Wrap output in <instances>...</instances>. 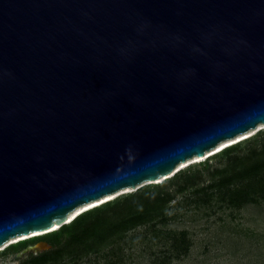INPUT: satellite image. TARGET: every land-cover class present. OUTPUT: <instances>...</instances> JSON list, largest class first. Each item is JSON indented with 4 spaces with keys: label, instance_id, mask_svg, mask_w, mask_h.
Returning <instances> with one entry per match:
<instances>
[{
    "label": "water",
    "instance_id": "obj_1",
    "mask_svg": "<svg viewBox=\"0 0 264 264\" xmlns=\"http://www.w3.org/2000/svg\"><path fill=\"white\" fill-rule=\"evenodd\" d=\"M260 124L264 0H0V248Z\"/></svg>",
    "mask_w": 264,
    "mask_h": 264
},
{
    "label": "trees",
    "instance_id": "obj_2",
    "mask_svg": "<svg viewBox=\"0 0 264 264\" xmlns=\"http://www.w3.org/2000/svg\"><path fill=\"white\" fill-rule=\"evenodd\" d=\"M263 133L264 130H260L204 161L190 164L161 183L143 185L134 192L86 210L55 231L9 244L2 254L20 252L38 242H46L51 246L49 250L30 253L21 264L73 263L83 256L99 253L111 242H124L130 231L144 227L161 234L165 252L170 256H165L166 259L186 256L191 246L188 232H163L156 224L170 220V210L185 203L177 201L176 196L189 190L197 195V198H185L193 207L198 203L208 206L217 199L221 207L239 209L264 199V137L258 140ZM212 159L223 162V166L212 170L206 185L195 188L202 179L198 167L207 168Z\"/></svg>",
    "mask_w": 264,
    "mask_h": 264
},
{
    "label": "rangeland",
    "instance_id": "obj_3",
    "mask_svg": "<svg viewBox=\"0 0 264 264\" xmlns=\"http://www.w3.org/2000/svg\"><path fill=\"white\" fill-rule=\"evenodd\" d=\"M256 130L259 131L255 129L247 136H252ZM260 130H264V127ZM262 137L264 133L259 135L258 140L261 141ZM246 151L247 149L243 153ZM192 160L193 158L179 167L183 169L189 164H195L196 161ZM208 165L207 168L198 167L200 171L197 172L201 173L202 179L195 188L206 185L210 181L212 170L222 167L223 162L212 159ZM143 185L148 184L117 192L112 199L134 192ZM185 198H197V195L190 190L177 195V201L184 200L185 203L174 206L169 212L170 220L165 224L157 223L156 228L163 232L187 231L191 246L186 256L166 259L165 256L169 255L165 252L164 241L160 239L161 234L138 227L125 236L124 242H111L99 253L65 264H264V199L238 209L221 207L217 199L208 206L198 203V206L193 207ZM34 247L35 245L9 254H2L3 249L0 248V264H21L30 253H38L35 249L32 250Z\"/></svg>",
    "mask_w": 264,
    "mask_h": 264
},
{
    "label": "bare ground",
    "instance_id": "obj_4",
    "mask_svg": "<svg viewBox=\"0 0 264 264\" xmlns=\"http://www.w3.org/2000/svg\"><path fill=\"white\" fill-rule=\"evenodd\" d=\"M262 127H264V124H260L256 129H258V130H260V128H262ZM255 130V129H254ZM254 130H251V131H248V132H246L245 134H241V135H238V136H236V137H234V138H232V139H229V140H225V141H223V142H221L217 147H216V149H214V150H212L211 152H207L206 153V155L204 156V157H202V158H198V157H195L196 159H194L193 158V160L192 161H200V160H203L204 158H206L208 155H211L212 153H213V151L215 152V151H218L219 149H223V148H225L227 145H229V143L230 142H235L234 140L236 139V138H239V139H241V138H245V137H247V135H249V133H251V132H253ZM257 131V130H256ZM255 131V132H256ZM246 135V136H245ZM250 135H252V134H250ZM241 136H244V137H241ZM241 137V138H240ZM238 139V140H239ZM237 141V140H236ZM228 143V144H227ZM191 160V159H190ZM188 161V160H187ZM184 164V163H183ZM180 166V165H179ZM178 166V169L179 168H181V167H179ZM183 167V166H182ZM177 169V170H178ZM163 179H166L165 177L164 178H160L159 180H157V181H155L156 183H160V181H162ZM154 182V183H155ZM149 183H153V182H149ZM116 193H114V194H112V195H109V196H106V197H104V198H101V199H98V200H96V201H93L92 203H90L89 205H87L86 207H84L83 209H81V210H79L78 212H76L75 214H73L72 216H70L69 218H68V221H67V223L68 222H70L79 212H81L82 210H84V209H86V208H89V207H91V206H93V205H96V204H98V203H100V202H102V201H105V200H110V199H112L113 197H114V195H115ZM58 228V226H55L54 228H52V230H55V229H57ZM46 231H48V230H46ZM41 233H43V232H41ZM34 235H39V233H37V234H34ZM34 235H31V236H34ZM22 239H24V238H22ZM17 241V240H16ZM14 242V241H13ZM6 245H4V246H2V248L3 247H5ZM1 248V249H2Z\"/></svg>",
    "mask_w": 264,
    "mask_h": 264
},
{
    "label": "clouds",
    "instance_id": "obj_5",
    "mask_svg": "<svg viewBox=\"0 0 264 264\" xmlns=\"http://www.w3.org/2000/svg\"><path fill=\"white\" fill-rule=\"evenodd\" d=\"M259 131H260V130H259ZM257 132H258V131H257ZM247 137H250V136H247ZM247 137H245V138H247ZM245 138H241V139H239V140H237V141H235V142H233V143H229V145H227V146H230V145H232V144H234V143H237V142H239V141H241V140H243V139H245ZM227 146H226V147H227ZM221 150H222V148L219 149L218 151H215V152L213 151V153H212L211 155H208L206 158H204V160L207 159V158H209L210 156L214 155L215 153L221 151ZM204 160L196 161V162H194V163H198V162H201V161H204ZM189 165H190V164H189ZM179 170H181V168H179L178 170H176V172H178ZM176 172H175V173H176ZM175 173H174V174H175ZM174 174H173V175H174ZM173 175H171V176H173ZM171 176L167 177L166 179L170 178ZM163 180H165V179H163ZM163 180H162V181H163ZM162 181H160V183H161ZM154 184H158V183L155 182ZM106 201H109V200L102 201V202H100V203H98V204H96V205H93V206H91V207H89V208H86V209L82 210L81 212H79L76 216H78L80 213H82V212H84V211H86V210H89V209H91V208H93V207H96V206H98V205H101L102 203H104V202H106ZM76 216H75V217H76ZM75 217H74V218H75ZM74 218H73V219H74ZM73 219H72V220H73ZM72 220H71V221H72ZM71 221H70V222H71ZM68 223H69V222H68ZM57 229H59V228H57ZM57 229H55V230H57ZM51 230H52V229H51ZM55 230H54V231H55ZM40 235H43V233H41V234H39V235L28 236V237H25L24 239L33 238V237H37V236H40ZM24 239H19V240H17V241H14V242L8 243V244H7L5 247H3L2 249L6 248L9 244H12V243H15V242H18V241L24 240Z\"/></svg>",
    "mask_w": 264,
    "mask_h": 264
}]
</instances>
